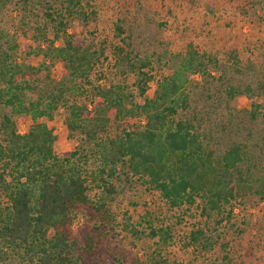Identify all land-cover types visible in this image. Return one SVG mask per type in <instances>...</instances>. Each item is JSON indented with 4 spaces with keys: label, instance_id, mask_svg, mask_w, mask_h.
I'll list each match as a JSON object with an SVG mask.
<instances>
[{
    "label": "rangeland",
    "instance_id": "374dc122",
    "mask_svg": "<svg viewBox=\"0 0 264 264\" xmlns=\"http://www.w3.org/2000/svg\"><path fill=\"white\" fill-rule=\"evenodd\" d=\"M63 1L0 0V53L37 71L26 77L35 87L27 97L48 101V94L63 96L51 118L37 120L53 130L57 155L79 149L75 162L84 171L99 165L84 135L64 128L66 102L89 110L96 101L95 87L121 85L130 101L142 103L137 69L114 52L120 44L115 37L120 21L125 39L121 45L132 53V63L138 68L139 60L148 62L144 71L153 78L146 95L178 66L189 43L213 58L209 75L195 76L187 85L188 107L176 118L192 120L216 157L240 146L244 154L239 166L251 174L249 188L240 190L221 213H207L200 199L170 208L158 192L119 166L109 180L112 192L88 182L89 198L99 209L73 207L61 229L66 240L78 246L74 255L86 264H264V201L256 193L264 177V0H83L80 11L71 16ZM60 20L63 31L57 28ZM65 37L81 53H95L86 78H73L54 53ZM229 87L240 94L229 99ZM253 105L259 106L255 117ZM3 114L11 116L21 134L31 124L8 108L0 109V120ZM135 120L112 118L102 136L112 137ZM6 204L0 189V209ZM157 230L166 235L153 236ZM5 264L30 263L19 251L9 252Z\"/></svg>",
    "mask_w": 264,
    "mask_h": 264
},
{
    "label": "trees",
    "instance_id": "16d2710c",
    "mask_svg": "<svg viewBox=\"0 0 264 264\" xmlns=\"http://www.w3.org/2000/svg\"><path fill=\"white\" fill-rule=\"evenodd\" d=\"M82 1L64 0L65 13H78ZM58 27L63 31L65 24L60 20ZM122 31L117 21L115 37L120 44L114 46V52L132 70L137 69L142 103L130 101L126 87L117 85L95 87L96 101L89 110L86 105L64 104L68 112L64 128L82 133L98 160L97 170L91 172L75 162L79 149L57 155L53 130L37 122L43 117L51 118L62 94H48V101L41 96L29 99L27 93L35 87L26 77L35 75L36 69L10 62L6 54L0 53V109L8 108L11 115L25 116L31 121L21 134L11 116L3 114L0 120V189L7 198V204L0 209V264H5L9 252L19 251L26 254L30 264H86L74 255L78 246L67 241L61 229L73 207L99 209L89 198L88 182L112 192L109 180L117 176L119 166L158 192L170 208L192 205L200 199L203 211L221 213L240 190L249 188L251 174L239 166L244 154L240 146L216 157L203 144L192 120L176 118L188 107L187 85L195 76L209 75L208 66L213 64V58L189 43L178 66L158 79L155 89L146 95L147 82L153 78L144 71L148 62L139 60L138 68L132 63V53L121 45L125 43ZM63 42L62 47L53 49L54 53L73 78H86L95 53H81L67 37ZM239 94L235 87L226 90L229 99ZM258 108L252 106L253 117ZM112 118L136 120L130 128H123L112 137L102 136ZM258 185L256 193L264 201V177ZM152 235L161 238L166 234L157 230ZM192 235L191 240H196Z\"/></svg>",
    "mask_w": 264,
    "mask_h": 264
}]
</instances>
